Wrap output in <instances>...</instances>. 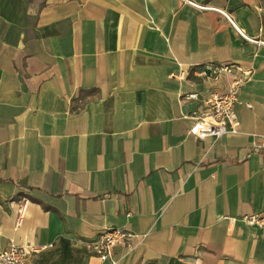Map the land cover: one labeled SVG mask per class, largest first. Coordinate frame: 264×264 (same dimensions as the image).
<instances>
[{
    "label": "crops",
    "instance_id": "0c3cea01",
    "mask_svg": "<svg viewBox=\"0 0 264 264\" xmlns=\"http://www.w3.org/2000/svg\"><path fill=\"white\" fill-rule=\"evenodd\" d=\"M187 1L0 0L1 249L101 264L120 229L118 264H264V0ZM222 65L251 73L238 133L201 141Z\"/></svg>",
    "mask_w": 264,
    "mask_h": 264
},
{
    "label": "built area",
    "instance_id": "2783aa9c",
    "mask_svg": "<svg viewBox=\"0 0 264 264\" xmlns=\"http://www.w3.org/2000/svg\"><path fill=\"white\" fill-rule=\"evenodd\" d=\"M186 4H191L184 0ZM192 5V4H191ZM214 79L221 75L229 80L228 89L225 92L211 93L204 99V110L194 115L195 124L188 130L189 135L198 140L214 138L215 140L238 133V117L235 107L239 103L238 97L242 87L250 80L251 73L236 65H222L214 68ZM188 101H197L198 94H188L184 98ZM28 201L21 200L16 218V227H19L26 215ZM241 221L248 226L257 227L264 232V214L243 216ZM137 236L131 232L120 229H107L100 234L99 240L90 245L92 251L101 264H118L114 259V249L117 246L132 247ZM37 250L29 245L11 244L6 249L0 248V264H29L33 254Z\"/></svg>",
    "mask_w": 264,
    "mask_h": 264
}]
</instances>
